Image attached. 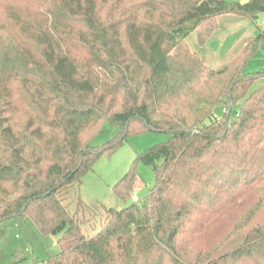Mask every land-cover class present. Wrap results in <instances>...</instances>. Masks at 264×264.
<instances>
[{
  "label": "trees",
  "instance_id": "obj_1",
  "mask_svg": "<svg viewBox=\"0 0 264 264\" xmlns=\"http://www.w3.org/2000/svg\"><path fill=\"white\" fill-rule=\"evenodd\" d=\"M262 14L264 0H0V226L24 220L40 264H264V71L247 72L264 28L222 69L204 60L225 24ZM106 122L119 136L92 147ZM145 131L169 135L139 156L156 186L86 234L63 192ZM136 178L115 187L125 202Z\"/></svg>",
  "mask_w": 264,
  "mask_h": 264
},
{
  "label": "rangeland",
  "instance_id": "obj_2",
  "mask_svg": "<svg viewBox=\"0 0 264 264\" xmlns=\"http://www.w3.org/2000/svg\"><path fill=\"white\" fill-rule=\"evenodd\" d=\"M234 2L236 0H226ZM264 28V14L260 15L257 24L251 20L229 22L217 32L216 41L206 47L204 60L206 64L216 70L222 69L238 55V48L245 44L247 38L255 37ZM193 52H196V35H191L187 40ZM228 49L221 51L222 45L227 44ZM264 71V44L258 54L250 62L247 72L257 73ZM263 81H256L249 93L256 91ZM224 111L216 112L218 118H222ZM235 113L233 114V118ZM102 127V124L99 126ZM98 127V128H99ZM97 131V129H96ZM95 131V132H96ZM118 126L105 123L103 132L96 134L90 144L92 147H102L114 141L120 133ZM169 140V135L164 132H140L131 134L112 154H105L93 165L92 169L82 178L78 188L64 191L62 199L71 212L78 208V201L82 205L80 218L87 223L83 226L86 234H94L101 229L106 221V213L102 207L121 210L134 202L135 195L138 202L144 203L151 190L156 186V175L149 167L139 161V156L147 149ZM134 168L137 173L135 187L131 199L125 202L115 192L116 185ZM0 229L4 231L0 237V264H12L17 252L23 253L20 257H28L31 264H40L47 258L46 252L34 238L31 229L24 220L5 222ZM58 238H55L56 241ZM54 251H59L57 244Z\"/></svg>",
  "mask_w": 264,
  "mask_h": 264
},
{
  "label": "built area",
  "instance_id": "obj_3",
  "mask_svg": "<svg viewBox=\"0 0 264 264\" xmlns=\"http://www.w3.org/2000/svg\"><path fill=\"white\" fill-rule=\"evenodd\" d=\"M133 201H134V202H138V199L136 198L135 195L133 196Z\"/></svg>",
  "mask_w": 264,
  "mask_h": 264
}]
</instances>
